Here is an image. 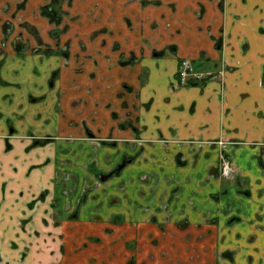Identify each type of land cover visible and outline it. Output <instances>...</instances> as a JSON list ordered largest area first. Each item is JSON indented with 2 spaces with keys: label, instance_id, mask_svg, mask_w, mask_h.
<instances>
[{
  "label": "crops",
  "instance_id": "0c3cea01",
  "mask_svg": "<svg viewBox=\"0 0 264 264\" xmlns=\"http://www.w3.org/2000/svg\"><path fill=\"white\" fill-rule=\"evenodd\" d=\"M48 4L0 0V264H264V0Z\"/></svg>",
  "mask_w": 264,
  "mask_h": 264
},
{
  "label": "flooded vegetation",
  "instance_id": "af4514ba",
  "mask_svg": "<svg viewBox=\"0 0 264 264\" xmlns=\"http://www.w3.org/2000/svg\"><path fill=\"white\" fill-rule=\"evenodd\" d=\"M48 1V0H47ZM49 4H50V1H49ZM48 4V5H49ZM47 5V6H48ZM46 6V7H47ZM45 7V8H46ZM184 60V59H183ZM188 60V59H187ZM190 61V60H189ZM191 62V61H190ZM193 65V64H192ZM195 69V68H194ZM196 71V70H195ZM197 74H199V75H202V77L200 78V79H198V80H196V81H191L190 83H189V85H186V86H181L180 85V82H179V76H178V72H177V74H176V78H177V82H178V84H179V86L180 87H190V86H195V85H199V84H201L202 83V81L204 80V79H206V78H209V76L207 77L206 75H203V74H201V73H198V72H196ZM52 139L51 138H46V139H43V140H37V141H35V144L34 145H46V144H48V143H50V141H51ZM219 145H221L223 148H224V143L223 142H220L219 143ZM128 163V161H125L121 166H119V168L115 171V172H113V173H111V174H102L100 177H98L97 179H98V182L100 183H102V182H105L107 179H109L112 175H114V174H116V173H119L124 167H125V165ZM225 163H228V166H229V174L228 175H226V176H224L223 174H222V170H223V168H224V165H225ZM219 177L221 178V179H223V180H226V181H235L237 178H238V174H237V171H236V169H235V166H234V164H233V161H232V158H231V155L228 153V152H226V151H223L222 153H221V157H220V165H219Z\"/></svg>",
  "mask_w": 264,
  "mask_h": 264
},
{
  "label": "built area",
  "instance_id": "2783aa9c",
  "mask_svg": "<svg viewBox=\"0 0 264 264\" xmlns=\"http://www.w3.org/2000/svg\"><path fill=\"white\" fill-rule=\"evenodd\" d=\"M178 76H179V82L181 86L189 85L191 81H196L202 77V75H199L196 73L194 66L187 59H184L181 61V64L178 70ZM228 172H229V166H228V163H225L224 168L222 170V174L226 176L229 174Z\"/></svg>",
  "mask_w": 264,
  "mask_h": 264
},
{
  "label": "trees",
  "instance_id": "16d2710c",
  "mask_svg": "<svg viewBox=\"0 0 264 264\" xmlns=\"http://www.w3.org/2000/svg\"><path fill=\"white\" fill-rule=\"evenodd\" d=\"M50 1V4L44 8L43 13L46 17L49 18V20L54 24H59L63 17V0H48ZM46 56H51L55 54H60L57 51L54 50H45L43 52Z\"/></svg>",
  "mask_w": 264,
  "mask_h": 264
},
{
  "label": "rangeland",
  "instance_id": "374dc122",
  "mask_svg": "<svg viewBox=\"0 0 264 264\" xmlns=\"http://www.w3.org/2000/svg\"><path fill=\"white\" fill-rule=\"evenodd\" d=\"M44 145H38V146H36V147H43ZM35 148V147H34Z\"/></svg>",
  "mask_w": 264,
  "mask_h": 264
}]
</instances>
